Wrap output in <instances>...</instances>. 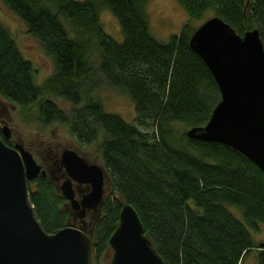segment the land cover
<instances>
[{"label": "trees", "instance_id": "trees-1", "mask_svg": "<svg viewBox=\"0 0 264 264\" xmlns=\"http://www.w3.org/2000/svg\"><path fill=\"white\" fill-rule=\"evenodd\" d=\"M1 1L50 57L54 72L35 85L34 67L0 24V98L33 109L43 125L64 126L81 145L102 132L97 153L111 192L85 230L96 254L108 250L119 205L126 203L164 264H240L254 246L225 206L236 208L246 227L257 230L264 224V175L230 147L185 133L176 137L174 126L203 125L219 98L206 67L188 47L196 28L189 21L209 9L240 36L256 28L264 47V0H175L187 17L166 43L148 32L147 0ZM100 8L116 19L120 43L103 32ZM94 47L107 84L129 97L136 124L149 133L82 98L79 85L91 73L87 60ZM50 97L74 108L64 112ZM26 186L45 232L67 225L62 200L43 177ZM255 264H264V249L255 253Z\"/></svg>", "mask_w": 264, "mask_h": 264}, {"label": "water", "instance_id": "water-1", "mask_svg": "<svg viewBox=\"0 0 264 264\" xmlns=\"http://www.w3.org/2000/svg\"><path fill=\"white\" fill-rule=\"evenodd\" d=\"M188 47L209 72L219 98L206 122L186 129L189 139L232 148L264 175V47L256 28L238 35L217 16L199 23L188 37ZM8 137V128H2ZM62 164L73 180L88 182L91 191L81 208L100 204L103 170L86 164L71 150ZM44 170L19 145L0 140V264H97L90 238L81 227L64 225L45 232L28 199L26 182ZM69 205L77 209L67 182L61 186ZM109 264H164L129 204L120 203L116 225L107 239ZM264 249V244L259 245Z\"/></svg>", "mask_w": 264, "mask_h": 264}, {"label": "rangeland", "instance_id": "rangeland-1", "mask_svg": "<svg viewBox=\"0 0 264 264\" xmlns=\"http://www.w3.org/2000/svg\"><path fill=\"white\" fill-rule=\"evenodd\" d=\"M211 14L212 11L209 9L204 11L199 20L193 19L189 21V28H195L203 20L212 16ZM146 15L150 36L161 43H166L171 35L178 33L187 17L185 11L175 0H147ZM97 16L103 32L115 42L120 43L122 35L114 16L106 8L98 9ZM62 23L64 22L62 21ZM0 24L8 32L21 55L31 62L35 69L34 84L41 86L44 80L54 72L53 63L50 57L41 50L36 39L27 33L20 20L12 14L1 0ZM87 62L91 68V73L79 85V92H81V95L86 96H82V98L96 100L101 104L105 113L117 116L125 123L134 125L142 132L146 131L149 133L148 128L136 124L133 104L129 97L107 84L103 74L99 70V54L95 47L91 49ZM49 99L57 108L64 112H68L74 108L72 104L62 98L50 97ZM5 101L7 103L6 120H8L11 134L15 140L27 144L32 151H38L39 153H43L48 145L53 147L71 143L72 147L81 152L85 159L103 167L100 156L97 153V145L102 139L101 131L98 132L95 141L83 145H79V143L75 144L72 142L64 126L58 123L43 125L37 121L36 111L33 109L29 107L22 109L7 100ZM188 127V125L181 123L175 124L174 133L176 137L184 133ZM44 141L49 144L46 145ZM66 150L69 149H65L64 151ZM225 209L246 228L250 241L254 246L252 248L253 251L243 258L240 264H255V253L261 250L259 245L264 244V224L258 223L257 230L252 231L246 227L241 213L236 208L225 206ZM97 259L99 264H109L110 251L100 250L96 254Z\"/></svg>", "mask_w": 264, "mask_h": 264}, {"label": "flooded vegetation", "instance_id": "flooded-vegetation-1", "mask_svg": "<svg viewBox=\"0 0 264 264\" xmlns=\"http://www.w3.org/2000/svg\"><path fill=\"white\" fill-rule=\"evenodd\" d=\"M6 101L0 98V140L1 142L9 147L14 148V145H19L22 149L27 150L31 156L33 157L36 164L41 167V170H44L45 176L43 178L52 186L55 195L62 200V207L66 212V222L67 225L72 227H81L83 229H89L92 226V223L96 220V216L99 211V206L104 200V198L111 192L110 181L107 177L106 172L104 171L101 165L96 164L95 162H89L85 159L81 152H79L76 148L72 147L71 143H66L65 145H58L51 147L48 145L49 143L44 141L47 148L43 153H39L38 151H32L27 144H23L15 140L11 134L10 127L8 125V120H6ZM8 128V137H5L2 133V128ZM69 134V132H68ZM70 135V134H69ZM72 142L78 144L75 139L70 135ZM80 145V144H79ZM74 146V144H73ZM69 149L73 151L78 158L84 161L86 164H96L103 170L102 177V193L100 197V204L95 209L92 208H81V200L91 191V185L88 182H81L78 180H73L67 175L66 169L62 164V155L64 154V150ZM64 151V152H63ZM63 182H67L70 188L72 200L77 202L78 208H72L66 198L63 196L61 191V186ZM97 264L99 261L97 259Z\"/></svg>", "mask_w": 264, "mask_h": 264}, {"label": "bare ground", "instance_id": "bare-ground-1", "mask_svg": "<svg viewBox=\"0 0 264 264\" xmlns=\"http://www.w3.org/2000/svg\"><path fill=\"white\" fill-rule=\"evenodd\" d=\"M45 176V175H44ZM41 177H43V176H41Z\"/></svg>", "mask_w": 264, "mask_h": 264}]
</instances>
